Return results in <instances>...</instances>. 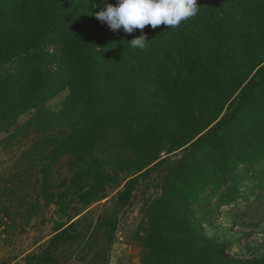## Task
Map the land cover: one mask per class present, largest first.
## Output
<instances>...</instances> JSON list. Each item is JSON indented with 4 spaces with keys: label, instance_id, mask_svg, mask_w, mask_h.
<instances>
[{
    "label": "trees",
    "instance_id": "obj_1",
    "mask_svg": "<svg viewBox=\"0 0 264 264\" xmlns=\"http://www.w3.org/2000/svg\"><path fill=\"white\" fill-rule=\"evenodd\" d=\"M197 4L175 28L126 34L95 18L101 0H0V67L12 65L0 70V151L28 162L5 217L28 225L42 199L60 218L25 264H109L137 200L140 264H264L231 255L195 209L224 187L207 214L239 219L264 204V172L244 191L237 173L264 165V0ZM141 34L147 46L131 48ZM65 91L58 111L46 107Z\"/></svg>",
    "mask_w": 264,
    "mask_h": 264
},
{
    "label": "rangeland",
    "instance_id": "obj_2",
    "mask_svg": "<svg viewBox=\"0 0 264 264\" xmlns=\"http://www.w3.org/2000/svg\"><path fill=\"white\" fill-rule=\"evenodd\" d=\"M10 68H12V65L6 64L0 67V70L3 72L5 69ZM66 94L65 91L50 99L46 103V107L52 111H58ZM30 115L31 112L20 116L17 125H22ZM2 137L0 136V139ZM15 152L0 151V219L3 221V225L0 226V264H25L26 254L52 235L54 221L60 219L56 213V208L52 204L46 205L40 199L41 204L38 214L32 218L28 225H25V221L20 220L19 217L16 226L9 223L8 218L5 217V212L7 211L10 216L14 214L16 200L22 196L19 190L16 193L17 187H19L17 177L20 179L23 177L18 173H22L28 166L26 160L16 161V158H14ZM261 170L264 172L262 162L249 172H244L243 168H239L237 173H241V178L238 187L242 191L250 187L253 184V173ZM65 175L66 165L61 162L54 173L56 183ZM30 188L31 183L24 188L23 193L30 191ZM223 190H225V187L220 190H207L201 197V201L195 206L197 217L206 221L203 224L205 233L210 237L218 238L221 242H230L229 252L235 257L253 258L264 256V204L254 211L247 212V215L239 219L232 217V212H227L228 208L223 210L220 208L217 212L207 214L206 209H208V206L212 208L214 203L218 202V195ZM256 194L257 192H253L250 196L253 207L255 206ZM262 199L264 203V193ZM102 203L103 201L90 208L94 216H97L100 212ZM141 206V201L137 200L121 216L109 264H140L138 259L139 248L133 241V235L141 221ZM239 222L243 223L239 224ZM71 264L78 263L73 262Z\"/></svg>",
    "mask_w": 264,
    "mask_h": 264
},
{
    "label": "clouds",
    "instance_id": "obj_3",
    "mask_svg": "<svg viewBox=\"0 0 264 264\" xmlns=\"http://www.w3.org/2000/svg\"><path fill=\"white\" fill-rule=\"evenodd\" d=\"M101 3L103 10L96 12L95 18L106 23L110 30L122 29L126 34L148 25L155 29L163 24L172 29L199 11L197 0H117L116 5L101 0ZM147 43L144 34L128 42L131 48L139 49L145 48Z\"/></svg>",
    "mask_w": 264,
    "mask_h": 264
}]
</instances>
